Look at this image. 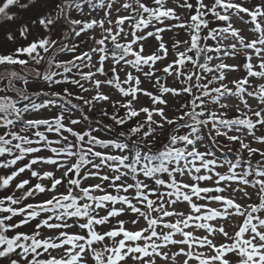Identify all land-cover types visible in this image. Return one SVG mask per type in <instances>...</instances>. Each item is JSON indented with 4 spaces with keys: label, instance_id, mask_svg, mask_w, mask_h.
<instances>
[{
    "label": "snow or ice",
    "instance_id": "1",
    "mask_svg": "<svg viewBox=\"0 0 264 264\" xmlns=\"http://www.w3.org/2000/svg\"><path fill=\"white\" fill-rule=\"evenodd\" d=\"M0 30V264H264V0H0Z\"/></svg>",
    "mask_w": 264,
    "mask_h": 264
},
{
    "label": "rangeland",
    "instance_id": "2",
    "mask_svg": "<svg viewBox=\"0 0 264 264\" xmlns=\"http://www.w3.org/2000/svg\"><path fill=\"white\" fill-rule=\"evenodd\" d=\"M63 31V27H61V28H58L57 29V33L59 34L60 32H62ZM3 35H4V33H3V30H0V40H2L3 39ZM169 35H173V34H169ZM179 38H183V39H186L187 38V36H186V34L185 33H183V32H180L179 34ZM58 38V37H57ZM175 38V37H174ZM30 39H31V37H30ZM71 40H72V42L73 43H76V42H81V46H82V48L84 49V50H87V45L86 44H84V43H82V41H86L87 40V37H81V38H79V40L75 37V36H73V37H71ZM75 41V42H74ZM19 43H24V41H19ZM11 47H13V45H5V46H3V47H0V51H3V50H7L8 48H11ZM65 55L66 56H70L71 54H69V53H65ZM230 62H234V61H230ZM235 75H239V74H235ZM3 83H6V81L5 82H3ZM169 83H171V81H169ZM0 86H2V83H0ZM23 86V84L22 83H18L17 84V87H22ZM27 87H28V90L29 91H31V92H34V91H39L41 88H43L44 87V82H43V80L42 79H39V78H36V77H33V76H31V75H29L28 76V84H27ZM0 94H2V93H0ZM142 102H146V101H142ZM52 114V111L51 110H49V111H47V112H41L39 115L40 116H49V115H51ZM71 115L74 117V118H79V114H78V111H76V110H74L72 113H71ZM91 115V114H90ZM229 115H234V113H229ZM92 116V119H90L88 122L86 121V124L87 125H89V126H91L92 128H96V126L97 125H102L100 122H99V120H100V117L97 115V116H95L94 114L93 115H91ZM106 123V122H105ZM85 125V123L83 122L82 123V125H81V127H83ZM98 129H101V128H99L98 127ZM114 134L113 133V131L112 130H110V129H105V131H104V129L100 132V135L101 136H106V137H108V136H112V135ZM257 134H260V133H257ZM253 146H259V145H253ZM218 151V156H217V158L219 159V160H221V161H223V160H226V159H231L232 158V153H230V152H225V151H219V150H217ZM246 155V154H245ZM4 171L5 170H0V174H3L4 173ZM25 178H27V174H25ZM4 194V192L3 191H0V195H3Z\"/></svg>",
    "mask_w": 264,
    "mask_h": 264
},
{
    "label": "trees",
    "instance_id": "3",
    "mask_svg": "<svg viewBox=\"0 0 264 264\" xmlns=\"http://www.w3.org/2000/svg\"><path fill=\"white\" fill-rule=\"evenodd\" d=\"M76 43H77V42H76ZM109 110H110V109H109ZM93 114H94L95 116H97V115H98V112H93V113H91V115H93ZM98 116H99V115H98ZM87 122H88V121H87ZM105 122H106V123H111L110 121H107V120H106ZM84 123L86 124V122H84ZM98 127L101 128L102 130L104 129V131H105V129H107V128H103V126H98V125H97L96 128H98ZM118 130H119V129H117V131H118ZM111 135H112V134H111Z\"/></svg>",
    "mask_w": 264,
    "mask_h": 264
}]
</instances>
